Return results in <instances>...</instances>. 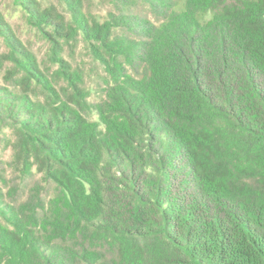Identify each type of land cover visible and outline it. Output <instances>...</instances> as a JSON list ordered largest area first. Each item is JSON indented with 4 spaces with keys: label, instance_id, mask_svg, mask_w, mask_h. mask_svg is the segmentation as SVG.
Instances as JSON below:
<instances>
[{
    "label": "trees",
    "instance_id": "obj_1",
    "mask_svg": "<svg viewBox=\"0 0 264 264\" xmlns=\"http://www.w3.org/2000/svg\"><path fill=\"white\" fill-rule=\"evenodd\" d=\"M11 1L106 75L87 111L0 11V125L17 178L40 176L23 200L0 184V264H264V0H111L103 22Z\"/></svg>",
    "mask_w": 264,
    "mask_h": 264
},
{
    "label": "rangeland",
    "instance_id": "obj_2",
    "mask_svg": "<svg viewBox=\"0 0 264 264\" xmlns=\"http://www.w3.org/2000/svg\"><path fill=\"white\" fill-rule=\"evenodd\" d=\"M40 1L43 4L52 3L63 10L59 0ZM82 3L85 12L100 22L105 21L110 13L115 12L114 3L111 0H82ZM135 9L143 13L147 8L142 4H138ZM0 11L16 35L34 53L42 70L56 85L57 89L64 88L65 81L57 77L62 63L53 59V57L64 60L70 66L72 73L78 76V84L83 92L86 110L90 111L91 106L101 99L106 74L101 63L91 54L89 44L84 41L80 32L74 40H67L65 43L62 42L60 45H56L34 26L30 25L25 15L17 10L11 0H0ZM7 49L5 38L0 34V80L1 74L9 66L2 58ZM89 119L96 120V116L89 113ZM13 143L14 138L11 131L0 125V184L4 182L9 187L16 185L19 189L15 197L23 200L29 188L39 180L40 176L35 175L24 181L17 178L10 164Z\"/></svg>",
    "mask_w": 264,
    "mask_h": 264
}]
</instances>
